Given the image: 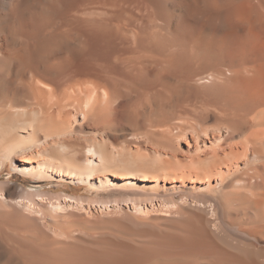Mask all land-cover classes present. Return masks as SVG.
I'll return each mask as SVG.
<instances>
[{
  "label": "bare ground",
  "instance_id": "6f19581e",
  "mask_svg": "<svg viewBox=\"0 0 264 264\" xmlns=\"http://www.w3.org/2000/svg\"><path fill=\"white\" fill-rule=\"evenodd\" d=\"M206 73L226 83L214 101L194 98ZM189 112L203 119L193 113L202 121L188 129ZM83 128L94 135L82 136ZM121 135L138 139L135 160L122 156L129 145H110ZM178 137L184 151L174 148ZM10 162L41 181L57 175L100 188L167 189L168 180L150 172L166 179L188 171L201 185H185L176 198L208 202L214 217L221 203L235 217L225 226L236 245H220L202 227L188 231L199 238L191 248L182 230L167 238L174 254L157 264H264V0H0V171ZM9 185L0 182L1 202L35 212L54 236L50 244L41 240L45 255L38 257L46 264H110L112 253L101 245L80 247L68 223L46 218L48 210L64 214L84 199L21 185L13 196ZM195 188L199 193L189 191ZM133 203L134 211L144 210ZM25 222L0 232V264H36L25 249L36 229H24Z\"/></svg>",
  "mask_w": 264,
  "mask_h": 264
},
{
  "label": "rangeland",
  "instance_id": "374dc122",
  "mask_svg": "<svg viewBox=\"0 0 264 264\" xmlns=\"http://www.w3.org/2000/svg\"><path fill=\"white\" fill-rule=\"evenodd\" d=\"M199 63H197L196 66H198ZM200 66H202V64L201 65L199 64L198 67H200ZM225 70H226V68H225ZM209 71L211 72V70H209ZM226 71L228 72L227 75L231 74V73H229L228 70H226ZM224 72L225 71L223 70V73L221 75H223ZM211 73L213 74V70ZM214 73H215V75L217 74V76H219L218 75L219 73H216V72H214ZM209 74L210 73H206L207 76H209ZM206 75L204 77L205 79L201 80V81H203L202 82L203 84L200 83L201 85L200 84L195 85L194 91L197 93L196 95L198 96V94H199V96L198 97L195 96L194 98H198V100L201 99L199 101H205V100H207L208 97H210L211 100H210V98H209V100L214 101V100L218 99L220 94L223 92L221 89L222 85L226 86V83H229L230 79L228 77H231V75L227 77L224 74L228 80L225 79L226 78L225 76H224V78L221 77V78L225 79L226 83H224V84H222L224 82V80L222 82H217V84H216V82H214V80L217 76L213 80L212 77L215 75L209 76V77H207ZM204 80L207 82L205 83ZM201 81H199V82H201ZM216 81H220V79L218 78V79H216ZM199 82H196V84H198ZM214 84H216V85H214ZM218 86L221 87L220 91H219ZM225 89L226 88H224V90ZM217 91L220 94H218ZM206 93H208V95ZM190 95H191V93L187 94V96H190ZM189 113L192 114V117L194 116L193 115L194 112L193 113L189 112ZM188 114H185V115H187V117L186 116H184V117L188 118L189 116H191ZM194 114H196V113H194ZM183 115L184 114H181V117H183ZM196 116H198V115L196 114ZM196 116H194V117H196ZM194 117L189 118V119L184 118V123L187 125L186 128L189 129L190 128L189 124L191 122L195 124L196 120L199 117L202 118L201 114H199L198 118H194ZM209 119L206 120V122H205L207 125L208 124L211 125L210 123L213 122V120L209 121ZM198 120H197V122H198ZM208 121H209V123H207ZM214 123H215V121H214ZM214 123L212 125L217 124V123H215V124ZM80 131H81L80 134L82 136L90 137V136L94 135V133L91 134L92 131L90 129H87V128H83L82 130L80 129ZM82 132H83V134H82ZM174 133H177V131H174ZM176 137L177 136H175V138ZM125 138H128V137L121 135L120 138H118L117 140H113L112 142H110L111 143L110 145H112V147L115 146L114 148H119V149H121V146H124L127 148V146L129 145L128 146L129 148H127L128 149L127 150L128 157L126 154H125L126 156L125 155H122V156L124 158L126 157L129 159L135 160V158H137V155L139 152H138V149H136V147L133 146V144L136 145L138 139L135 138L136 140L135 139L129 140V138H128L125 140ZM175 138L173 139V141L174 140L176 141V142L174 141V145H175V146L173 145L174 148L178 146V148L180 150L184 151L185 150L184 146L186 147V143H184V141H183L184 138H182V137H180V139H179V137L177 139H175ZM188 138L190 139V137H188ZM177 142L179 143V145ZM152 145L155 146L156 144H152ZM130 148H131V150H129ZM140 152L145 153L146 151L144 149H142ZM164 166L172 167L171 165H169V166L164 165ZM151 173L152 172H150L149 175L151 177L153 176L154 178H157L159 181L163 180V179L168 180L167 189H161L160 186H156V188H155V186H153L154 188L153 187H146L147 189H145V190L140 189V188L133 189L132 187H129V186H124V188H121L120 185L119 186L114 185V184H111V182H107L103 188H100V187H98V185L96 183L95 184L94 183H87L86 184L85 182L81 183L75 179H70L68 177L63 178V177H59L57 175H55L56 177H50L48 180L41 181L37 178H34L31 175L16 171L15 167L13 165V162H10L9 165L3 171H0V182L1 181L10 182L11 185H9V187H8L9 189L7 188V190L5 192L7 193V191H8V193L13 194V196L15 194L17 195L20 193L19 188L16 189L15 186L21 185V186H24L25 188H28V189L33 190V191H37V190L39 191L40 190V191H44V192L49 193V194L52 193V196H54V195L58 196L59 194L67 193V194H71L74 196H78V198L84 199L85 203L83 202V204H81V206H83L84 208H82L81 206L78 205V207H76L77 208L76 210L74 208V210L72 209V210L67 211L64 214H57V215H55L56 213H54V215H53V211L49 212L50 210H48L47 212L50 215L46 216V218H49L48 220L52 221L53 223H55L54 221L56 219V222L60 223V224H58V225H60V227H64L68 223L69 225L67 224L66 226H68L69 229L75 230V232H76L75 236L76 235L78 236L77 240H75L76 245L79 244V246L83 247V248H84V246H86L85 248H88L90 246V248H92V249H95V248H97L98 245H101L103 247V249L105 250V252L108 251V253L106 252V255H110L109 252L112 253V255L110 257L109 256L105 257V260L107 258H109V260L111 261L110 258H112V256H113V258L116 257L115 261L112 258V261H114L115 264H118V263H120V264H138V263L139 264H146V263L147 264H150V263L151 264H157V263H159L158 261L167 262L170 258V257L167 258L168 253L171 256L172 253L174 254V252H175V250L172 249V246H169L168 243L171 242L173 237H176L178 235L180 236L182 230H183V235L185 234L184 236H187V234H188L187 242H192L193 240L199 239V238H194V236H196L198 233H196V234L192 233L194 236H192V234H190V233L196 231V229H199V228L202 229V227H203V230L209 229L208 231L210 232V234H212L213 236L215 235V237L212 238V239H214V241L220 240L219 241L220 245L226 246V247H228V246L232 247L233 245H236L235 239H234L235 233L233 231H231L232 230L231 228L229 229L230 230L229 231L228 227H226L228 225V220H230L229 218L234 220L235 217L234 218L229 217L224 212L221 203H216V205L214 204V206L217 207V209H216L217 212H219L218 217H214L212 215L213 206L207 204L208 202H206L205 204L201 203V205H199L200 203L199 204L194 203V201L190 200V198L188 199L187 203L183 202L182 199L176 198L177 192H179V189H183L185 185H187V186L190 184L191 185L197 184L196 186L201 185V183H196V182L193 183L194 182V177H192L193 174L186 171L187 175L184 177H177L178 178L177 179L175 177H171V176L169 177V175H167V177L165 179L166 175L163 176V174H161L158 177L157 173H154V174H151ZM137 174H141V173H137ZM155 174L157 177L154 176ZM173 178H175V180ZM172 179L174 180V183H172ZM162 183H163V181H162ZM172 185L174 187H172ZM197 189L195 188L194 190H189V191H191V192L193 191V194L199 193V191ZM177 199H178V201H177ZM132 200H134L133 202H136L137 205L144 206V210L141 212L134 211V208H133L134 203L132 202ZM1 201L2 200L0 199V205H1L0 206V232L2 234H3V232H5V233L9 232L10 231L9 229H11L10 227H12L13 224L17 225V222L21 221V223H23L26 220L25 225H27V227L24 226V229L28 230L27 228H29L30 225H33V227L36 230L34 232H32L30 239L27 242V243H31V244H29L28 246L26 245L25 249L28 252H33V255H32L33 258L37 256L36 258H34L37 261L36 264H46L41 259V256L39 258L38 255H45V253H43V248H42V247H44L43 244L45 242H47V243L49 242V244H50L52 242V240L54 239L53 234H50L51 233L50 231H44L43 230V228L41 227L42 222L36 216L35 212L31 213L32 211L29 212L28 210L23 211L22 208L19 209L18 207H13V206H10L8 208V206L6 204H4V202L2 203ZM99 201H101V202H99ZM104 202H106V205H107L106 208L103 207ZM46 203H47V206L49 205L47 209H50L51 208L50 202L47 201ZM165 203L169 204L170 206L165 205ZM183 204H185V205H183ZM187 204H189V206ZM196 214H197V217L194 216ZM200 215L202 217H200ZM54 217H55V219H54ZM60 217H61V219H60ZM19 218H20V221H19ZM21 218H23V219H21ZM215 218H217V219H215ZM218 218H220V220ZM27 219H28V221H27ZM69 219L74 220V222L69 220ZM214 219H215V221L213 222ZM75 220H77V221H75ZM29 221H31V222L29 223ZM68 221L69 222L71 221L72 223L70 222L71 223L70 224ZM217 221H221L218 223L219 225L224 222L222 224L223 226L221 225L222 227H219L217 225V227H219V228H217L216 225H214L215 222H217ZM201 223H203L204 225L203 224L201 225ZM61 224H62V226H61ZM196 224L197 225L199 224L201 226L200 227L198 226V228H197ZM225 224H226V226H225ZM23 225H24V223H23ZM73 226H74V228H73ZM187 226H189V227H187ZM213 226H214V228H213ZM19 227H21V226H19ZM192 227H194V230L192 229ZM215 227H216V229H219L220 231L216 230ZM39 228H41V229H39ZM210 228H212V230L215 229V232L216 233L218 232L219 234L218 233L216 234L215 232L212 233ZM184 229H185V231H184ZM186 229H189V230H186ZM7 230H9V231H7ZM37 230L39 232H36ZM79 231H82V232L80 233ZM188 231H191V232L188 233ZM176 232H178L179 234L174 235V233H176ZM185 232H187V234ZM197 232H199V231L197 230ZM221 232H223L222 233L223 235H221ZM229 232L231 235L229 234ZM231 232H233V233H231ZM37 234H38V236L39 235L40 236L39 237L36 236ZM225 234H226V236H225ZM45 235H46V237H45ZM163 235H164V237H163ZM190 235L194 239H192V237ZM33 236L36 238V239L34 238L35 240L33 239ZM189 236L191 237V239H189ZM221 236H223V239L221 238ZM230 236H232V237H230ZM44 237L46 239H44ZM48 237L50 238L49 241L47 239ZM90 237L94 238V239H91ZM170 237H171V239H170ZM167 238L169 239V242H168ZM175 239L176 238H174L172 241H174ZM226 239H228V240H226ZM41 240H45V241H43L44 243ZM154 240L155 241L157 240V241L154 242ZM161 240L162 241L164 240V241L162 242ZM225 242H226V244L223 245ZM88 243H89V245H88ZM154 243H156V246ZM193 243H194V241L190 245L191 248H196L198 246L197 240H196L197 244H193ZM82 244L83 245L85 244V245L83 246ZM36 245H38V247H35ZM193 245H196V246H193ZM241 247H243L245 249L244 246L241 245ZM39 248H41V250ZM184 249H186V248H184ZM172 250H174V252H172ZM233 250L236 251L237 249H233ZM176 251H178V250H176ZM152 252H153V256H152ZM118 253H119V255H118ZM252 253H254V252H252ZM30 255L31 254H29V256ZM34 255H36V256H34ZM0 260H1V262L4 261V260H2V258ZM107 261H108V259H107ZM110 261H108V262H110ZM112 261L110 262V264L113 263ZM117 261H119V262H117Z\"/></svg>",
  "mask_w": 264,
  "mask_h": 264
}]
</instances>
